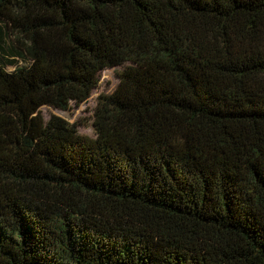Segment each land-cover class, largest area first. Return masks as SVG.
I'll return each instance as SVG.
<instances>
[{
	"label": "trees",
	"instance_id": "1",
	"mask_svg": "<svg viewBox=\"0 0 264 264\" xmlns=\"http://www.w3.org/2000/svg\"><path fill=\"white\" fill-rule=\"evenodd\" d=\"M0 264H264V0H0Z\"/></svg>",
	"mask_w": 264,
	"mask_h": 264
},
{
	"label": "rangeland",
	"instance_id": "2",
	"mask_svg": "<svg viewBox=\"0 0 264 264\" xmlns=\"http://www.w3.org/2000/svg\"><path fill=\"white\" fill-rule=\"evenodd\" d=\"M128 64L125 63L100 71L97 86L90 96L78 105L71 104L68 110H59L47 105L42 106L40 110L44 118L48 119L52 114L60 116L69 123L77 124V130L80 134L94 137L92 119L97 97L101 94H109L117 87L119 83L118 72L122 71ZM12 68L11 66L7 67L8 70H12Z\"/></svg>",
	"mask_w": 264,
	"mask_h": 264
}]
</instances>
